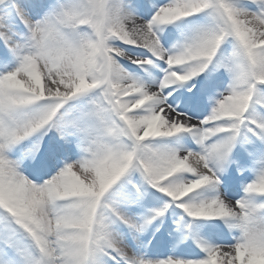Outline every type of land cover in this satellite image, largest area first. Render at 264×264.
I'll return each instance as SVG.
<instances>
[{
    "label": "snow or ice",
    "instance_id": "1",
    "mask_svg": "<svg viewBox=\"0 0 264 264\" xmlns=\"http://www.w3.org/2000/svg\"><path fill=\"white\" fill-rule=\"evenodd\" d=\"M0 264H264V0H0Z\"/></svg>",
    "mask_w": 264,
    "mask_h": 264
},
{
    "label": "rangeland",
    "instance_id": "2",
    "mask_svg": "<svg viewBox=\"0 0 264 264\" xmlns=\"http://www.w3.org/2000/svg\"><path fill=\"white\" fill-rule=\"evenodd\" d=\"M167 31H168V29H165V34L167 33ZM171 45H169V47H170ZM133 68H135V65H133L132 66ZM129 71H131V69H129ZM225 75H227L226 73H225ZM49 135H52V133H49ZM45 139L47 140V137H45ZM28 146V141H25L24 142V144L21 146V147H27ZM136 175H138V173L136 174ZM145 187H146V185H145ZM149 191H152L151 189H149ZM157 195H159L158 193H157ZM171 211H172V209L170 208L169 209V213H171ZM176 212L177 213H180V210L179 209H177L176 210ZM169 213H166L165 214V218H164V223L161 225V224H159V222L158 221H154V224L153 225H150L148 228H147V230H146V232L144 233V236H143V238L147 241L148 239H149V237H152L153 236V232H155V236H160V233L161 232H163L162 230H163V227L164 228H166V230H164V231H166L167 233H169V232H172L173 233V235H175L176 234V232H177V230H178V227L180 226V225H182V224H184V222L187 220V218L186 217H184L182 214H180V215H177V216H174V217H172L171 219H169L168 218V216H169ZM157 227H159V231H155V229L157 228ZM122 231L125 233H127V230L126 229H122ZM126 235H128V234H126ZM150 235H152V236H150ZM171 237V239H172V236H170ZM123 238V237H122ZM165 239H167V238H165ZM123 240H125L126 241V245H128V247L129 248H131L133 251H135V249H134V247L131 245V244H127L130 240L129 239H125V238H123ZM153 240L154 241H158V245H162L161 243H160V241L158 240V238H153ZM124 241V242H125ZM191 241L189 240V241H185L184 243L185 244H187V243H190ZM142 243V242H141ZM144 243L145 242H143V245H140V248L138 247V249H140V250H143L144 248ZM166 246H168V247H170V243L169 242H167V244H166ZM183 244H181V245H176V248H178V249H182L183 248ZM171 248V247H170ZM179 254V253H178ZM167 256H171V254H169L168 252L167 253H159V255H156V254H153L152 253V255L151 256H148L149 258H152V259H156V258H160V259H163V258H166Z\"/></svg>",
    "mask_w": 264,
    "mask_h": 264
},
{
    "label": "bare ground",
    "instance_id": "3",
    "mask_svg": "<svg viewBox=\"0 0 264 264\" xmlns=\"http://www.w3.org/2000/svg\"><path fill=\"white\" fill-rule=\"evenodd\" d=\"M229 171H232V170L230 169ZM234 191L237 193V195L239 194V183L238 182L234 185ZM161 236L167 238L166 241H163V244L169 242L171 248L166 246V245H164L163 247H161V246L156 247L155 244H157V242L156 241L151 242V239H150V241L147 242V244L145 245V248L143 250L138 249L137 245H139V248H140V245H143V242L145 241L142 238L143 233H132L130 236V239H129L130 241L127 244H131L134 247L135 251L139 252L141 255L151 256L152 253L153 254H159L160 252H163V253L168 252L169 254L173 255L174 253L172 251V246L175 244V241L171 240L170 235L165 231L162 232ZM133 237H134V239H133ZM149 242H151V243H149ZM124 243L126 244V241ZM178 253H180V249L175 248V254H178Z\"/></svg>",
    "mask_w": 264,
    "mask_h": 264
}]
</instances>
